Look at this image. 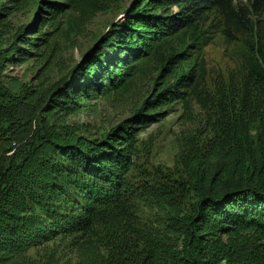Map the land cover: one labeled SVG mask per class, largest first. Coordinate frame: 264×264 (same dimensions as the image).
<instances>
[{
	"label": "trees",
	"instance_id": "16d2710c",
	"mask_svg": "<svg viewBox=\"0 0 264 264\" xmlns=\"http://www.w3.org/2000/svg\"><path fill=\"white\" fill-rule=\"evenodd\" d=\"M116 3L0 0V22L36 4L46 25L76 30ZM170 6L180 13L170 17ZM121 15L71 80L50 89L5 74L31 50L52 56L49 32L0 40V136L30 129L0 156V264H264V0H133ZM217 33L238 75L214 98L203 47ZM145 79L152 87L141 106L101 137L65 125ZM175 103L213 113L211 137L185 140L188 161L175 178L139 170L138 132ZM49 242L71 255L54 245L28 254Z\"/></svg>",
	"mask_w": 264,
	"mask_h": 264
},
{
	"label": "rangeland",
	"instance_id": "374dc122",
	"mask_svg": "<svg viewBox=\"0 0 264 264\" xmlns=\"http://www.w3.org/2000/svg\"><path fill=\"white\" fill-rule=\"evenodd\" d=\"M34 1L36 3L37 0ZM240 1L246 3V0ZM132 2L133 0H118L113 7L96 14L79 29L71 28L65 31H57L54 26L46 25L47 20L42 19L49 15L42 12L37 16L36 4L22 8L18 6V10H13L6 19L1 18L0 23L5 24L6 28L3 30L4 26L1 25V43L4 42V46H7L21 31L25 39L35 36L38 31L49 32L55 38L52 43L53 52L52 56L45 59L40 52L31 50V56H20L22 59L8 64L5 70L6 76L18 86L24 84L44 89L54 87L66 76L68 81L71 80L73 74L83 63L85 55H89L94 46H97L100 40L109 33L110 26L121 18L122 12ZM179 13V8L176 6L168 8L170 17H175ZM17 44L30 50L29 46L24 43L18 42ZM226 49L225 41L220 33L215 34L211 43L203 47L206 71L205 88L214 98L220 91L229 93L232 86L231 81H235L238 75L237 66L228 57ZM67 80L61 83V86L67 83ZM151 87V81L139 80L133 86V90L131 88L120 95L88 103L83 111L66 117L64 123L75 135L91 139L101 137L130 117L141 106ZM162 112L166 114L159 122L138 132L134 160L141 171L148 174L162 171L165 175L169 174L175 178L188 161L181 149L185 140L192 134H201V138L209 139L212 135L210 128L213 127L212 118L214 116L213 113L207 114L195 105L185 108L181 103L170 104L163 108ZM3 125L5 127L8 124ZM19 127L20 131L17 135L14 134V137L0 136V156L7 158L12 155L20 147L21 140L30 135L28 125L23 126L22 124ZM53 245L58 246L60 250L65 247L49 242L43 247L29 249L28 254L31 256L41 254L44 247ZM62 254L71 255L65 249L62 250Z\"/></svg>",
	"mask_w": 264,
	"mask_h": 264
}]
</instances>
